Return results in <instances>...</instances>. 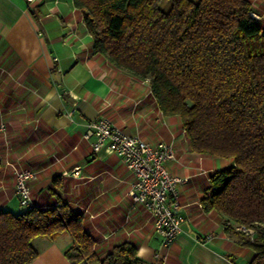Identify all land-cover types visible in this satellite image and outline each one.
I'll return each mask as SVG.
<instances>
[{
	"label": "crops",
	"instance_id": "obj_1",
	"mask_svg": "<svg viewBox=\"0 0 264 264\" xmlns=\"http://www.w3.org/2000/svg\"><path fill=\"white\" fill-rule=\"evenodd\" d=\"M100 114L127 134L173 146L175 159L165 166L188 181L178 195L181 231L169 248L161 245L149 213L129 197L135 177L122 159L105 149L93 153L82 138L86 123ZM2 121L0 209L23 210L14 191V168L32 167L36 206L56 205L51 187L59 176L61 200L82 215L100 259L124 241L136 246L144 264H247L252 258L251 250L228 237L220 214L201 206L211 175L233 159L191 150L180 117L161 112L148 84L93 51L73 0H0ZM207 234L212 238L206 240ZM32 243L38 256L30 264H84L66 257L72 243L66 232L38 236Z\"/></svg>",
	"mask_w": 264,
	"mask_h": 264
},
{
	"label": "trees",
	"instance_id": "obj_2",
	"mask_svg": "<svg viewBox=\"0 0 264 264\" xmlns=\"http://www.w3.org/2000/svg\"><path fill=\"white\" fill-rule=\"evenodd\" d=\"M73 0L93 38V51L145 81L164 115H178L191 150L233 164L214 172L201 199L228 237L264 264V26L250 0ZM47 208L0 209V264H30L32 241L62 232L66 257L84 264H144L137 248L121 242L103 258L83 217L61 200ZM251 230V232L249 231Z\"/></svg>",
	"mask_w": 264,
	"mask_h": 264
},
{
	"label": "built area",
	"instance_id": "obj_3",
	"mask_svg": "<svg viewBox=\"0 0 264 264\" xmlns=\"http://www.w3.org/2000/svg\"><path fill=\"white\" fill-rule=\"evenodd\" d=\"M31 1V0H28ZM257 19L255 13H251ZM69 115L73 114L71 110ZM6 124L0 122V132L6 138ZM82 138L90 143L93 153L105 149L116 154L134 175L128 195L133 204H139L149 213L153 228L160 236L161 245L169 248L181 231L183 217L179 213V188L188 181L187 177L171 174L165 162L175 159L174 148L170 143L159 140L150 144L138 135L125 133L108 116L100 114L86 123ZM14 191L22 207H33L32 181L37 172L32 167H15ZM74 175L78 169L73 170ZM251 232V230H249ZM212 238L207 234L206 240Z\"/></svg>",
	"mask_w": 264,
	"mask_h": 264
},
{
	"label": "rangeland",
	"instance_id": "obj_4",
	"mask_svg": "<svg viewBox=\"0 0 264 264\" xmlns=\"http://www.w3.org/2000/svg\"><path fill=\"white\" fill-rule=\"evenodd\" d=\"M253 2V8L255 11V14L257 15V20L261 22V24H264V0H252ZM171 5V0H163L160 3V7L163 10H167ZM262 13V14H260ZM262 19V20H261Z\"/></svg>",
	"mask_w": 264,
	"mask_h": 264
}]
</instances>
